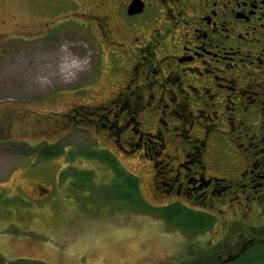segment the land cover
Instances as JSON below:
<instances>
[{"label": "rangeland", "instance_id": "374dc122", "mask_svg": "<svg viewBox=\"0 0 264 264\" xmlns=\"http://www.w3.org/2000/svg\"><path fill=\"white\" fill-rule=\"evenodd\" d=\"M103 14L114 18L115 8L103 9L100 0H0L1 257L40 261L21 264H196L219 250L234 252L241 233L264 228V202L249 214L248 203L234 197L211 205L165 195L164 165L180 163L181 152L171 135L158 156L160 141L147 150L135 146L139 131L152 134L161 124L147 121L146 111L120 107L146 74L142 54L132 53L138 44L125 39L137 33L124 34L115 19L106 38L96 18ZM64 55L79 68L62 77ZM126 113L132 118L124 120ZM207 116L160 119L170 121L169 130L179 127L178 147L187 149L186 132L210 127ZM251 118L260 127L264 110ZM237 119L233 128L219 127L225 134L213 149L207 142L204 159L206 175L226 183L251 161L264 163V142H257L264 125L254 139L255 126ZM113 126L121 127L120 138ZM49 145H58L59 158L37 156ZM166 155L176 158L163 162ZM173 205L188 211L168 221L162 209Z\"/></svg>", "mask_w": 264, "mask_h": 264}, {"label": "flooded vegetation", "instance_id": "af4514ba", "mask_svg": "<svg viewBox=\"0 0 264 264\" xmlns=\"http://www.w3.org/2000/svg\"><path fill=\"white\" fill-rule=\"evenodd\" d=\"M6 1L9 0H2ZM100 1L103 9L108 6L115 8L114 18L106 14L100 18L96 16L106 38L114 31L112 24L116 19L124 34L137 33V37L130 39L125 35L124 38L129 41V45L138 44L133 46L132 53L134 56L142 54L143 57L141 66L136 64L134 70L138 72L139 66L145 70V82L138 88L139 91L128 94L129 99L124 100L126 103L120 104V107L127 111L132 108L133 115L146 111L149 113L147 121L153 123L154 117L161 124L152 134L139 131V141L135 146H144L147 150L150 149L148 144L158 145L157 141H160L161 150L155 154L158 156L166 146L165 137L171 135L177 147L175 151L181 152L180 163L164 165L168 170L163 179L167 181L162 185L169 189L165 195L189 200L197 196L199 202L211 205L215 198L231 200L234 197L245 200L248 204L244 207L252 214L255 207L264 202V163L254 164L251 161L244 171L237 173L234 181L226 183L223 179L206 175L208 168L204 159L210 150L207 149V142L213 143V149L215 137L221 138L225 134L219 127L224 125L233 128L236 115L246 117L243 120L239 117L238 125L255 126L256 121L252 122L251 117H254L255 112L264 110V0ZM132 4L137 5L136 13H132ZM0 22L6 24L3 20ZM158 52L159 58L154 60V64L152 58ZM147 74L153 78L150 79ZM194 112L211 114V117L207 116L211 126L204 127L203 131L195 135L187 131V149L180 148V134L176 133L179 127L169 130L170 121L162 122L160 117L174 120L190 117L188 122L192 123ZM118 114L121 115V110ZM126 114L124 120L132 118L130 113ZM196 119L200 126L199 118ZM263 125L258 128L255 126L257 132L254 139L259 137L258 132ZM249 126H246L248 131H253ZM111 129L120 138L121 127L113 126ZM145 137L146 142H143ZM257 142L261 144L264 141L259 137ZM165 158L163 162H169L171 157L166 155ZM177 158L179 160L178 155ZM155 168L158 169V165ZM257 169L261 171L257 172ZM160 174L154 178L157 179ZM260 230L264 231V228H256L246 234L247 241L243 243L240 240V246L230 253L238 250L245 252L260 237L256 235ZM261 239L264 240V237ZM233 258L220 259L219 262L226 263ZM19 259L9 262L0 255V264L40 262L23 257Z\"/></svg>", "mask_w": 264, "mask_h": 264}, {"label": "trees", "instance_id": "16d2710c", "mask_svg": "<svg viewBox=\"0 0 264 264\" xmlns=\"http://www.w3.org/2000/svg\"><path fill=\"white\" fill-rule=\"evenodd\" d=\"M36 154L35 152H33ZM60 150H58V145H49V146H43L41 149L38 150L37 156L41 157L42 159L49 160V159H55L59 158L60 156ZM29 155V154H28ZM116 163V162H115ZM133 181V180H132ZM134 182V181H133ZM117 181L115 182V185L117 187ZM114 185V186H115ZM113 188V187H112ZM123 197L122 195H120ZM162 210H165L163 213V216L168 221L172 220V217L174 215L179 214L178 212H182L186 209H183L181 207H178L176 205L171 206L170 208H164ZM188 211V210H186ZM192 212H188L190 214ZM192 218V217H191ZM256 235L260 236L257 241H254L253 244H250L249 247L246 248L245 252L241 253V250H238L236 253H224L223 251L220 252L216 251V253L207 254L205 258H202L195 262L196 264H228V263H234V264H264V240L261 238L264 237V231L260 230ZM246 234H241L240 240H243V243L247 241ZM247 244V243H246ZM244 244V245H246ZM240 253V255H239ZM236 256V257H235ZM240 256V257H239ZM234 257L233 260H229L228 262L220 263L219 261L225 260L228 258ZM221 259V260H220Z\"/></svg>", "mask_w": 264, "mask_h": 264}, {"label": "bare ground", "instance_id": "6f19581e", "mask_svg": "<svg viewBox=\"0 0 264 264\" xmlns=\"http://www.w3.org/2000/svg\"><path fill=\"white\" fill-rule=\"evenodd\" d=\"M62 63L63 64L60 67V74L62 75V77H63V75H67L69 72H71V73L77 72V70L79 68V65L77 66L74 63L67 61L66 55H64Z\"/></svg>", "mask_w": 264, "mask_h": 264}, {"label": "water", "instance_id": "95a60500", "mask_svg": "<svg viewBox=\"0 0 264 264\" xmlns=\"http://www.w3.org/2000/svg\"><path fill=\"white\" fill-rule=\"evenodd\" d=\"M136 7H137L136 4H132V6H131L132 13H136V11H138V10L136 9ZM130 13H131V12H130Z\"/></svg>", "mask_w": 264, "mask_h": 264}]
</instances>
